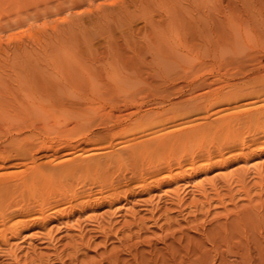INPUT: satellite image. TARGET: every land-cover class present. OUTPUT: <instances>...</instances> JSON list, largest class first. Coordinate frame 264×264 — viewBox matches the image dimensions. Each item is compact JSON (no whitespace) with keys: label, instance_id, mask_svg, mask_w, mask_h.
Instances as JSON below:
<instances>
[{"label":"rangeland","instance_id":"1","mask_svg":"<svg viewBox=\"0 0 264 264\" xmlns=\"http://www.w3.org/2000/svg\"><path fill=\"white\" fill-rule=\"evenodd\" d=\"M263 105L264 0H0L3 145L188 132L173 152L148 146L140 177L112 196L9 219L0 264H264V116L246 117ZM226 136L245 138V154L205 159Z\"/></svg>","mask_w":264,"mask_h":264},{"label":"bare ground","instance_id":"2","mask_svg":"<svg viewBox=\"0 0 264 264\" xmlns=\"http://www.w3.org/2000/svg\"><path fill=\"white\" fill-rule=\"evenodd\" d=\"M215 99L210 100L212 101V106L216 104L223 106L218 112L225 111L228 108V102L231 100L223 95H218ZM127 108H129L128 105L125 106V110ZM32 109L34 111H47L45 106L40 104H33ZM128 114L130 115L131 113ZM146 116H148V112H146ZM262 116H264V105L261 106V109L248 111L246 115L249 120L260 119ZM103 129L105 130V128ZM183 130L179 128L176 131L172 129V132H162V134L153 136L149 142L148 133H145L113 144L112 140H110L112 139L111 137L107 139L109 136L107 132L102 133L103 138H101L97 130L88 128L80 130L83 132L71 138L64 135L65 137H60L55 140L51 138L50 141L40 139L39 141L33 142L34 139L30 144L18 150L9 148L8 143L15 142L14 138H11L4 145L2 144L3 140L0 141V145L2 144L0 146V226L5 227L6 222L11 218H21L17 219V223L24 224L27 222L45 221L50 211L62 212L64 207H60V205L65 202L70 203V200L76 197H82L84 199L79 203L81 205H85L89 199H96L98 196L100 198H106V195H102L104 186L105 188L107 187L106 191H111L110 196L114 195L115 193L113 191L118 189L121 184L123 185L125 183L127 185L128 182H132L140 177V171L137 169L139 164L136 159L140 156L139 162H141L147 156L148 146L152 151L167 148L173 152L172 147L175 150L177 140L182 141L183 139H188L184 136L188 132L186 129L185 131ZM244 139L235 136H226L223 142H217L210 149L206 148L207 153L204 151L206 158L204 154L203 157L209 159L217 156L221 159L224 151H235L238 155H244V149L246 147ZM171 143L173 144L171 145ZM115 145L120 146L115 148ZM184 146L187 147L186 145ZM178 149L180 150V147ZM184 156L187 159L186 150H184V154L182 152L181 157H178L176 164L180 165L183 162ZM194 156L195 154L192 159H195ZM43 157L46 158L45 161L37 162V159ZM223 160L224 158L221 159V161ZM171 161L166 157L158 163L156 169L169 168ZM21 165L25 166V168L20 178L15 181H9L3 178L8 173V170ZM115 168L125 171L128 173V176L124 173L113 176L116 171ZM96 175L97 177L94 178ZM121 178L122 182L120 180ZM76 180H78V188L80 191H76L74 188ZM93 186L98 187L96 192L92 190ZM66 190L68 192H65ZM15 198H19L20 200L12 204L11 201H14ZM2 229L0 228V230Z\"/></svg>","mask_w":264,"mask_h":264}]
</instances>
